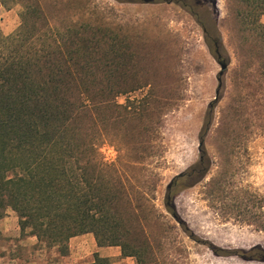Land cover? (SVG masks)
<instances>
[{
	"label": "rangeland",
	"instance_id": "obj_1",
	"mask_svg": "<svg viewBox=\"0 0 264 264\" xmlns=\"http://www.w3.org/2000/svg\"><path fill=\"white\" fill-rule=\"evenodd\" d=\"M50 1V13L79 18L90 5L99 43L122 40L141 63L135 78L144 85L117 103L139 106L148 96V113L109 125L120 135L99 148L106 163L121 157L120 146L130 150L124 160L142 159L125 175L144 194V207L155 210L144 215L145 235L123 239L137 254L135 264H264L258 227L264 223V47L257 15L239 0H77L76 10ZM21 11L11 2L0 8L3 34L17 29ZM219 62L227 64L220 82ZM203 125H209L204 136ZM144 142L151 147L137 152ZM200 143L209 168L176 191L173 217L164 207L167 185L199 163Z\"/></svg>",
	"mask_w": 264,
	"mask_h": 264
},
{
	"label": "trees",
	"instance_id": "obj_2",
	"mask_svg": "<svg viewBox=\"0 0 264 264\" xmlns=\"http://www.w3.org/2000/svg\"><path fill=\"white\" fill-rule=\"evenodd\" d=\"M239 1L257 15L264 47V0ZM9 2L22 11L14 32L0 31V217L11 209L21 233L28 230L63 254L70 238L92 233L99 246H118L137 260L123 239L145 235L144 215L155 208L144 207V194L125 172L142 159L124 160L130 150L120 146L121 157L106 163L99 148L120 135L109 125L148 113V96L139 106L117 103L118 96L144 85L135 78L142 72L139 58L122 40L99 43L90 5L79 18L50 13V0H0L5 8ZM53 4L77 8V0ZM262 60L264 69V51ZM150 147L140 143L136 151ZM199 151V163L166 189L164 207L173 217L176 191L209 168L202 146ZM96 264L104 263L96 258Z\"/></svg>",
	"mask_w": 264,
	"mask_h": 264
},
{
	"label": "crops",
	"instance_id": "obj_3",
	"mask_svg": "<svg viewBox=\"0 0 264 264\" xmlns=\"http://www.w3.org/2000/svg\"><path fill=\"white\" fill-rule=\"evenodd\" d=\"M0 8L5 7L0 3ZM28 233H21L15 212L5 210L0 217V264H96V258L104 264H135L120 247L99 246L92 233L70 238L64 254Z\"/></svg>",
	"mask_w": 264,
	"mask_h": 264
},
{
	"label": "water",
	"instance_id": "obj_4",
	"mask_svg": "<svg viewBox=\"0 0 264 264\" xmlns=\"http://www.w3.org/2000/svg\"><path fill=\"white\" fill-rule=\"evenodd\" d=\"M227 64L226 63H223V62H219V67H220V71H219V73H218V77H217V81L218 82H220V80H221V77L223 76V74L226 72V70H227V66H226ZM203 144L202 143H200L199 144V147L200 146H202ZM181 174H179V176H180ZM178 176V175H177ZM178 176V177H179ZM171 182V181H170ZM169 186H170V183L167 185V188H169Z\"/></svg>",
	"mask_w": 264,
	"mask_h": 264
}]
</instances>
